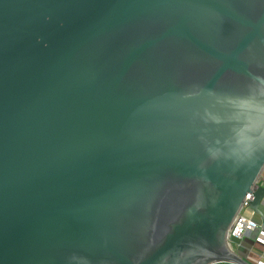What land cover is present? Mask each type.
<instances>
[{
    "label": "water",
    "instance_id": "1",
    "mask_svg": "<svg viewBox=\"0 0 264 264\" xmlns=\"http://www.w3.org/2000/svg\"><path fill=\"white\" fill-rule=\"evenodd\" d=\"M263 168L264 0H0V264H255Z\"/></svg>",
    "mask_w": 264,
    "mask_h": 264
},
{
    "label": "built area",
    "instance_id": "2",
    "mask_svg": "<svg viewBox=\"0 0 264 264\" xmlns=\"http://www.w3.org/2000/svg\"><path fill=\"white\" fill-rule=\"evenodd\" d=\"M255 184H264V174L262 172L258 175ZM253 191V188H251ZM251 193H246L238 211L230 222L226 231L225 240L227 245L230 247L234 240H239L245 232L259 230V233L264 236V233L260 230L259 225L252 219L254 212L249 208V201L251 200ZM247 210L248 214L244 215L243 212ZM208 264H227L223 261H214ZM261 264V263H260Z\"/></svg>",
    "mask_w": 264,
    "mask_h": 264
},
{
    "label": "crops",
    "instance_id": "3",
    "mask_svg": "<svg viewBox=\"0 0 264 264\" xmlns=\"http://www.w3.org/2000/svg\"><path fill=\"white\" fill-rule=\"evenodd\" d=\"M264 174V168L263 173ZM263 219L261 220L255 213L252 219L259 225L264 233V205L259 206ZM248 214V213H247ZM234 251L240 253L243 257L255 264H264V236L259 230L247 231L239 240H234L231 244Z\"/></svg>",
    "mask_w": 264,
    "mask_h": 264
},
{
    "label": "rangeland",
    "instance_id": "4",
    "mask_svg": "<svg viewBox=\"0 0 264 264\" xmlns=\"http://www.w3.org/2000/svg\"><path fill=\"white\" fill-rule=\"evenodd\" d=\"M262 173H263V170H262ZM247 213H248L247 210H245V211L243 212L244 215H247Z\"/></svg>",
    "mask_w": 264,
    "mask_h": 264
}]
</instances>
